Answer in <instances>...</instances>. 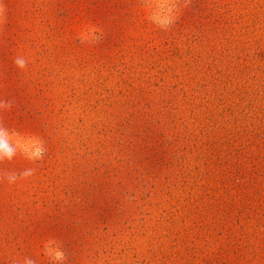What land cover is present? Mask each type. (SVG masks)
Listing matches in <instances>:
<instances>
[{
	"label": "rangeland",
	"instance_id": "obj_1",
	"mask_svg": "<svg viewBox=\"0 0 264 264\" xmlns=\"http://www.w3.org/2000/svg\"><path fill=\"white\" fill-rule=\"evenodd\" d=\"M172 11L0 0V264H264V0Z\"/></svg>",
	"mask_w": 264,
	"mask_h": 264
},
{
	"label": "clouds",
	"instance_id": "obj_2",
	"mask_svg": "<svg viewBox=\"0 0 264 264\" xmlns=\"http://www.w3.org/2000/svg\"><path fill=\"white\" fill-rule=\"evenodd\" d=\"M177 0H144L145 10L148 13V19L156 23L159 27H167L176 18L173 13ZM167 9V14H162L161 10ZM96 31L95 28L92 29ZM85 39H87L86 33H82ZM17 65L20 68L25 67L24 59H17ZM7 107V105L0 102V109ZM14 145V146H13ZM46 149L43 146V142L34 136H23L18 133H10L8 130L0 126V163L5 159L11 161L14 156L19 152L24 155L28 160L35 161L42 159L43 152ZM33 174L32 169L25 170L22 173V177L27 178ZM17 177L14 174L8 175L10 183H15ZM53 243V242H50ZM50 256H54L56 260H63L64 253L58 248L53 249L49 247ZM25 264H32V261L27 260Z\"/></svg>",
	"mask_w": 264,
	"mask_h": 264
}]
</instances>
